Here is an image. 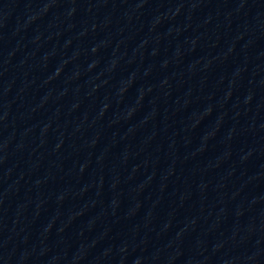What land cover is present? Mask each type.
<instances>
[{
  "label": "water",
  "instance_id": "water-1",
  "mask_svg": "<svg viewBox=\"0 0 264 264\" xmlns=\"http://www.w3.org/2000/svg\"><path fill=\"white\" fill-rule=\"evenodd\" d=\"M0 264H264V0H0Z\"/></svg>",
  "mask_w": 264,
  "mask_h": 264
}]
</instances>
